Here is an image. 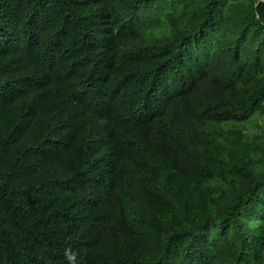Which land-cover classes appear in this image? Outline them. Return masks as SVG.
<instances>
[{
  "label": "trees",
  "instance_id": "16d2710c",
  "mask_svg": "<svg viewBox=\"0 0 264 264\" xmlns=\"http://www.w3.org/2000/svg\"><path fill=\"white\" fill-rule=\"evenodd\" d=\"M0 264H264V0H0Z\"/></svg>",
  "mask_w": 264,
  "mask_h": 264
},
{
  "label": "rangeland",
  "instance_id": "374dc122",
  "mask_svg": "<svg viewBox=\"0 0 264 264\" xmlns=\"http://www.w3.org/2000/svg\"><path fill=\"white\" fill-rule=\"evenodd\" d=\"M262 121H263L262 119L257 120V122H262Z\"/></svg>",
  "mask_w": 264,
  "mask_h": 264
}]
</instances>
